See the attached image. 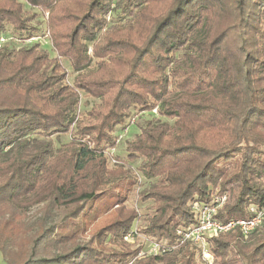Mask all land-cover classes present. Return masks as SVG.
<instances>
[{
    "label": "trees",
    "instance_id": "16d2710c",
    "mask_svg": "<svg viewBox=\"0 0 264 264\" xmlns=\"http://www.w3.org/2000/svg\"><path fill=\"white\" fill-rule=\"evenodd\" d=\"M23 1L0 0V37L29 40L39 30L32 21L47 14L56 57L38 43L17 50L0 43L5 264H199L200 247L178 241V231L196 224L194 203L226 195L216 216L223 223L263 208L264 0ZM113 12L128 19L107 30ZM61 60L77 73L72 85ZM81 92L98 103L86 102L80 114ZM136 109L165 119L146 122L125 144L129 160L142 159L139 173L156 180L140 194L153 212L144 234L177 249L142 260L123 240L134 211L86 243L71 236L84 227L58 233L69 219H94L97 206H119L137 184L130 170L109 169L105 155ZM68 133V144L55 149L52 137ZM230 155L237 157L232 171L219 166ZM40 204L61 223L38 227L16 251L15 230L24 227L13 220ZM207 241L213 264H264V216L246 237L236 227Z\"/></svg>",
    "mask_w": 264,
    "mask_h": 264
},
{
    "label": "rangeland",
    "instance_id": "374dc122",
    "mask_svg": "<svg viewBox=\"0 0 264 264\" xmlns=\"http://www.w3.org/2000/svg\"><path fill=\"white\" fill-rule=\"evenodd\" d=\"M18 1L24 3L23 0H18ZM24 10L30 13L37 11L36 9H30L27 6H24ZM122 15H119V13L116 14L114 12L107 15L106 29L107 30L111 29L113 25L123 24L125 20L128 18L125 17L126 15L124 14ZM43 16L47 18V14H44ZM45 18L42 17V14L38 13L36 19L32 21L33 25L37 24V21H39L38 22L39 30L37 31L36 34L37 36L29 40H25V38H20L19 36H15V39L11 40L10 35H7L5 36L6 38L3 37L4 39H6V42H4L3 46H5V48L8 50H17L22 47H29L34 43H38L41 49L46 50L48 52L50 58L52 59L55 58L56 55L51 49L50 41L48 39L47 32L45 30V22H43L45 21ZM88 50H89L88 53L90 54L92 48H89ZM96 61H94V64ZM61 65L65 71L66 83L68 85H72L73 78L76 76L77 73L71 69L69 63L66 60H61ZM86 102L89 104L98 103L96 100H92L86 97L81 92L80 101H79L80 114L83 113ZM149 121L152 123H156L158 121H165V119L161 118L158 115V113H156L155 111L148 113V112H139L137 109L131 110L130 116L122 125L120 132H118L117 136H115L116 146L114 148L109 149L108 151L106 150L107 152L105 153L108 160L107 164L109 169H113L116 167H122L123 169H128L137 179V184H135L131 188L130 192L126 197V200L122 201L119 206L114 205L109 208L107 207V205L105 206V204L101 206H97L96 210L99 211L100 213L92 220L90 219L87 221L83 220V222L80 221L72 222L71 219H69L66 222V226H64V229L59 230L58 233L71 234L73 231H76L78 227H84L83 232L78 233V231H76V233L71 236L75 238V241L77 243H86L90 238H92L93 235L97 233L99 229L108 225L109 223L114 222L118 217V214L123 215L128 211H134V213L136 214V219L134 220L131 226V230L129 232L131 236L129 239H125V238L123 239L126 243L131 245L130 246L131 250L138 249V252L136 253L135 257H133L134 260H142L152 255L150 253V249L153 245H158L159 248L162 247V245L167 246L168 249L171 251L177 250L174 246H169L164 244L165 242L156 243L152 240L151 237H148L144 234V228L146 226L145 221L147 217H150L153 214V212H152L151 202H146V203L140 202V194L144 191H147L149 187L155 184L156 180L145 179L137 170L142 159L136 158L135 160L131 161L128 159V154L125 151V144L129 141H132L135 135L139 133V127ZM69 133L60 134L59 136L52 137V139L54 140L55 149H60L64 145L68 144L70 140ZM236 161H237V157H235L234 155H230L226 157L223 161H221L219 166L224 167L228 171H232L236 165ZM226 201H227L226 195H222L220 197L215 196L213 200L209 203V205H213L214 207L220 205L218 209H215V211H217L218 214V212L224 206ZM45 207H46L45 204L36 205L28 211L26 218L22 217L13 220L14 225H22L24 227V228H20L18 226L19 227L18 230H15L17 232V234L14 236L15 237L14 249H16V251L20 250L21 248H23V246H25L24 244L27 242L28 238L31 239L32 236H35L38 233L37 231H35L36 229H38V227H42L43 224H45L46 226H50L58 222L61 223L60 216L56 215L55 211L52 213L51 210L50 212L47 213L46 212L47 208ZM2 224H3V219L0 218V226ZM216 236H211L209 238ZM107 247L108 245L104 246V249H107ZM200 249L201 252H199L200 256L198 254V256L200 257L198 259V263L213 264L214 258L209 251V244L207 239H205V243L203 247ZM0 264H5L1 256H0ZM232 264H241V263L239 262V260L234 259Z\"/></svg>",
    "mask_w": 264,
    "mask_h": 264
},
{
    "label": "built area",
    "instance_id": "2783aa9c",
    "mask_svg": "<svg viewBox=\"0 0 264 264\" xmlns=\"http://www.w3.org/2000/svg\"><path fill=\"white\" fill-rule=\"evenodd\" d=\"M6 41L3 37H0V43L3 44ZM220 205L214 207L213 205L205 203L194 204V211L196 214V224L193 227L184 229L179 232V243H190L192 245L203 247L205 239L216 236L222 233L231 231L232 229L238 227L243 236H248L254 228L262 223L264 216V206L261 210H257L255 207L249 208V213L251 218L249 220H231L226 223L220 222L217 219V211ZM130 234L125 236V239L130 238ZM171 251L167 246L158 247V245H153L150 249L152 255H160L164 252ZM204 255V254H202Z\"/></svg>",
    "mask_w": 264,
    "mask_h": 264
}]
</instances>
